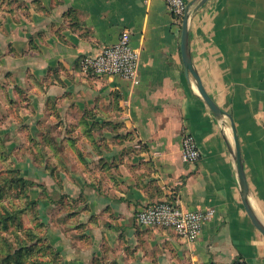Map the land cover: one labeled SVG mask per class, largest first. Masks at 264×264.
Returning a JSON list of instances; mask_svg holds the SVG:
<instances>
[{
    "label": "crops",
    "instance_id": "0c3cea01",
    "mask_svg": "<svg viewBox=\"0 0 264 264\" xmlns=\"http://www.w3.org/2000/svg\"><path fill=\"white\" fill-rule=\"evenodd\" d=\"M124 30L140 83L83 73L81 57ZM180 35L161 0H0L1 132L27 147L17 162L41 184L30 193L62 264H264L231 127L248 203L264 225V0H206L188 20L193 68L231 121L186 75ZM183 133L194 136L198 160H182ZM165 200L214 213L191 243L136 223L138 210Z\"/></svg>",
    "mask_w": 264,
    "mask_h": 264
},
{
    "label": "built area",
    "instance_id": "2783aa9c",
    "mask_svg": "<svg viewBox=\"0 0 264 264\" xmlns=\"http://www.w3.org/2000/svg\"><path fill=\"white\" fill-rule=\"evenodd\" d=\"M170 14L181 23L186 9L185 0H161ZM140 55L131 45L130 33L124 30L115 43L104 46L94 55L81 57L80 69L85 74L95 76H117L130 81L132 86L140 83ZM200 149L190 133L182 134L181 158L184 161H196ZM214 211L188 210L175 200H165L150 204L138 210L135 221L143 227H161L171 229L177 236L187 242H193L201 232L204 222L209 220ZM230 264H247L243 258H237Z\"/></svg>",
    "mask_w": 264,
    "mask_h": 264
},
{
    "label": "rangeland",
    "instance_id": "374dc122",
    "mask_svg": "<svg viewBox=\"0 0 264 264\" xmlns=\"http://www.w3.org/2000/svg\"><path fill=\"white\" fill-rule=\"evenodd\" d=\"M4 119L0 117V260L6 258L7 251L18 249V244H27L31 249L25 250L21 261L13 260L11 264H52L54 255L48 247L50 243L45 234L46 225L42 221L39 198H32V187L28 184L15 181L17 178H24L21 175L22 166L17 160H22L27 147L17 146L21 144L20 140L16 141L17 134H13L11 138L10 134L1 132V121ZM39 135L42 136L41 133ZM13 140L16 142L14 145ZM38 142L34 154L36 160H39L41 152ZM35 182L41 185L40 182ZM28 200H37V203L28 204ZM7 213L11 216L6 217ZM52 215L55 218V209Z\"/></svg>",
    "mask_w": 264,
    "mask_h": 264
},
{
    "label": "water",
    "instance_id": "95a60500",
    "mask_svg": "<svg viewBox=\"0 0 264 264\" xmlns=\"http://www.w3.org/2000/svg\"><path fill=\"white\" fill-rule=\"evenodd\" d=\"M205 1L206 0H191L186 5V9L183 14V18L181 22V35H180L181 56H182L183 64L185 67L186 75L188 76L190 74L193 77V79L195 80V86H196V89L199 95L201 96L205 104L208 106V108L211 110V112L217 117L226 115L231 121L230 115L222 111L215 104L212 98L207 94V92L204 90V87L202 86L200 78L197 72L195 71V69L193 68L192 59H191L189 49H188V20H189V17L191 13L193 12V10H195L196 7L203 4ZM231 127L233 130V137H234V143H235V162H236V168H237V174H238V180H239V186H240L241 200H242L246 213L248 217L250 218L252 224L264 236V225L256 217V215L254 214L247 200L248 184L246 181V177L244 175V170H243V165H242L241 155H240V149L238 145V139L235 134L232 121H231Z\"/></svg>",
    "mask_w": 264,
    "mask_h": 264
},
{
    "label": "trees",
    "instance_id": "16d2710c",
    "mask_svg": "<svg viewBox=\"0 0 264 264\" xmlns=\"http://www.w3.org/2000/svg\"><path fill=\"white\" fill-rule=\"evenodd\" d=\"M15 181H21L23 184H28L29 187L40 186L35 181L26 180L24 178H17V179H15ZM29 203L30 204H36L37 200H28V204ZM10 216H11V214L7 213L6 217H10ZM18 247H19L18 249L15 248L13 251L12 250L7 251L6 258L4 260H0V264H11L13 260L21 261V259L23 258V255L26 253L25 250L28 248L31 249L30 246L27 244H18ZM48 247L51 249V251L54 255V257H53L54 261L52 262V264H61L60 254L50 244Z\"/></svg>",
    "mask_w": 264,
    "mask_h": 264
}]
</instances>
